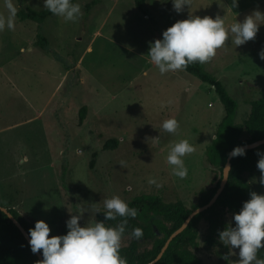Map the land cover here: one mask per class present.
Masks as SVG:
<instances>
[{
  "label": "rangeland",
  "instance_id": "obj_1",
  "mask_svg": "<svg viewBox=\"0 0 264 264\" xmlns=\"http://www.w3.org/2000/svg\"><path fill=\"white\" fill-rule=\"evenodd\" d=\"M12 2L17 8L14 28L0 30V201L5 207L29 222L45 220L51 236L71 213L81 216L82 225L95 222L106 198L129 202L148 194L189 207L200 187L214 185L217 170L205 162L204 150L223 106L211 86L183 69L161 74L147 56L149 42L189 14L219 15L227 27L254 10L264 13V0H238L236 7L231 0H191L179 13L171 0H145L147 15L134 0H75L81 6L76 20L53 14L41 23L17 13L26 5L44 7L43 0ZM7 15L0 0V16ZM39 35L46 44L37 43ZM262 49L264 23L242 45L235 46L229 37L204 63L236 99L237 123L247 117L248 101L264 91ZM58 71L64 79L55 91ZM82 104L88 106L79 123ZM172 117L179 125L175 134L161 128ZM107 138H117L116 147L103 150ZM180 139L194 147L182 158L184 178L172 174L166 159ZM93 151L97 156L89 167ZM244 176L264 193L260 171ZM149 178L162 186L149 184ZM221 218L220 230L234 223L229 212ZM194 233L187 247L203 264H238V249L229 253L218 234L207 242L206 219ZM125 244L126 238L121 239Z\"/></svg>",
  "mask_w": 264,
  "mask_h": 264
},
{
  "label": "clouds",
  "instance_id": "obj_2",
  "mask_svg": "<svg viewBox=\"0 0 264 264\" xmlns=\"http://www.w3.org/2000/svg\"><path fill=\"white\" fill-rule=\"evenodd\" d=\"M151 2V0H149ZM8 10L7 17L0 16V30L5 26L14 28L17 8L12 0H4ZM173 9L179 13L185 6L191 5V0H171ZM238 0H231L236 7ZM44 7L54 15L62 16L65 21H74L81 15V6L72 0H43ZM264 23V13L254 10L242 21H236L225 26L221 16L215 17L189 14L187 18L176 20L162 31L161 37L149 42L147 56L161 74L185 68L198 62L205 63L212 58L216 50L231 38L235 46L244 44L255 37L258 27ZM264 60V49L258 52ZM178 121L172 117L164 120L161 128L164 132L175 134ZM194 151L192 144L186 139L174 142L167 154V163L172 166L171 172L179 178L187 175L183 157ZM229 158L245 155L244 146H234ZM256 167L260 171L259 184L264 186V152L258 153ZM19 163H24L21 159ZM123 163V162H122ZM227 176L230 165L222 169ZM149 184L157 188L162 185L155 178H149ZM104 221L119 220L116 225L106 226L104 221L81 224V216L73 214L65 221L67 228L64 234L49 235V224L38 219L34 226L28 229V244L32 253L40 252V264H126L120 255L121 238L128 224L127 218L137 215L135 207L113 196L103 202ZM232 221L222 230H218V239L228 246L229 253L234 250L238 255V264H264V258L257 257V251L264 248V193L250 191L248 199L244 200L237 212L232 214ZM130 235L140 238L142 229L134 227Z\"/></svg>",
  "mask_w": 264,
  "mask_h": 264
},
{
  "label": "trees",
  "instance_id": "obj_3",
  "mask_svg": "<svg viewBox=\"0 0 264 264\" xmlns=\"http://www.w3.org/2000/svg\"><path fill=\"white\" fill-rule=\"evenodd\" d=\"M75 0H72L74 2ZM135 7L143 14H148L145 0H134ZM88 7V4H86ZM20 19H28L37 23L43 22L47 17L53 15L45 7L33 8L26 5L17 13ZM173 21V18H171ZM47 39L39 35L37 43L42 46ZM184 71L194 75L200 81L211 86L217 94L222 106L223 114L218 122L214 136L206 145L204 160L212 168L217 170V178L212 187L202 186L196 193V202L186 207L180 200L165 202L159 196L142 194L127 202L129 207L137 209L134 218H127L128 224L122 238H126L127 244L119 249L120 255L126 264H146L153 259L161 249L164 241L185 220L187 215L196 207L206 203L219 184L221 171L227 159L229 151L237 145L249 143L264 136V91L256 99L249 100V113L242 123L235 121L238 103L227 91L225 85L215 75L206 69L204 63L194 62L183 68ZM86 107L79 110V123L83 120ZM118 144L117 138H107L102 143L103 150L114 148ZM264 152V144L251 149H245V155L230 159V170L226 184L218 195L214 204L207 209L195 214L187 226L169 242L161 257L154 264H203L202 261L192 253L187 243L194 238L196 224L201 219L208 222L207 242L213 243L218 230L222 227V214L229 212L232 216L237 212L242 202L248 199L250 191H256L245 178V174L259 172L256 162L258 153ZM97 152L93 151L89 161V167L94 164ZM257 192V191H256ZM0 205L4 206L1 201ZM7 210L17 218L28 232L34 222L24 219L15 208L6 207ZM105 209H100L95 214V221H104ZM71 213L68 218H70ZM67 218V219H68ZM66 219V220H67ZM104 221L106 226H115L119 220ZM139 227L143 235L134 238L130 235L131 229ZM154 227L156 230H154ZM67 228L61 226L58 234L66 233ZM258 258H264V248L257 251ZM0 264H40L35 253L13 222L0 210Z\"/></svg>",
  "mask_w": 264,
  "mask_h": 264
},
{
  "label": "water",
  "instance_id": "obj_4",
  "mask_svg": "<svg viewBox=\"0 0 264 264\" xmlns=\"http://www.w3.org/2000/svg\"><path fill=\"white\" fill-rule=\"evenodd\" d=\"M261 144H264V136H263L262 138H260V139H257V140H254V141H251V142H249V143L240 144V145H237V146H244L245 149H251V148L257 147V146H259V145H261ZM231 150H232V149H231ZM231 150H230V151H231ZM230 151H229V153H230ZM229 153H228V154H229ZM225 164H229L230 167H231L229 155L227 156V159H226L224 165H225ZM224 165H223V168H224ZM223 168H222V169H223ZM228 173H229V171H228ZM228 173H227V176L225 177V176H223V175H224L223 170L221 171V178H220V180H219V184H218L217 188L215 189L214 193L212 194V196L210 197V199H209L206 203H204V204H202V205H200V206L194 208V209H193V210L187 215V217H186L185 220L182 222V224H181L178 228H176L172 233L169 234V236H168V237L166 238V240L164 241V243H163L161 249L159 250V252L157 253V255H156L153 259H151L150 261H148L146 264H154V263H155V262L161 257L162 253H163V252L165 251V249L167 248V246H168L169 242L171 241V239H172L175 235H177L178 233H180V232H181V231L187 226V224H188V222L190 221V219H191L195 214H197V213H199V212H201V211L207 209L208 207H210V206H212V205L214 204V202L216 201L218 195L221 193V191L223 190V188H224V186H225V184H226V181H227V178H228ZM0 210L3 211V212L7 215V217L13 222V224L19 229V231L21 232V234L23 235V237L25 238V240H26L27 243H28V232H27V231L25 230V228L21 225V223L17 220V218H16L15 216H13V215L7 210V208H6L5 206L0 205ZM154 230H156L155 227H154ZM35 255L37 256V258H38L39 261L42 259V255H41V253H40L39 251L36 252Z\"/></svg>",
  "mask_w": 264,
  "mask_h": 264
},
{
  "label": "crops",
  "instance_id": "obj_5",
  "mask_svg": "<svg viewBox=\"0 0 264 264\" xmlns=\"http://www.w3.org/2000/svg\"><path fill=\"white\" fill-rule=\"evenodd\" d=\"M49 63L52 64V65H54V66H57V65H58V63H57L54 59H52V58H50ZM58 66H59V65H58ZM58 76H61V77H60V79H59L58 82H57V85H56V87H55V91L57 90L58 87H61V85H62V80L64 79V74H62V71H58ZM58 90H59V89H58ZM57 92H58V91H57ZM57 92H56V93H57ZM62 98H63V97H62ZM59 101H60V100H59ZM87 106H88V105L82 104V105L79 107V110H80L81 107H86V110H87ZM89 106L92 107L93 105L90 104ZM46 108H47V103H46L45 107H43L41 110L44 111ZM97 109H99V108H97ZM79 110H78V121H79ZM95 112L98 113V111H95ZM85 113H86V112H85ZM84 118H85V117H84ZM84 118H83V119H84ZM82 121H83V120H82ZM82 121H81V122H82ZM81 122H80V123H81Z\"/></svg>",
  "mask_w": 264,
  "mask_h": 264
}]
</instances>
